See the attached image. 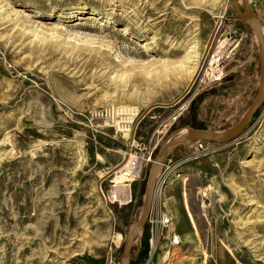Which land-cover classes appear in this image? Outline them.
Listing matches in <instances>:
<instances>
[{"label":"rangeland","instance_id":"374dc122","mask_svg":"<svg viewBox=\"0 0 264 264\" xmlns=\"http://www.w3.org/2000/svg\"><path fill=\"white\" fill-rule=\"evenodd\" d=\"M232 3L0 0V264H120L158 147L228 130L256 97L258 42ZM248 4L264 34V0ZM130 155L137 173H110ZM172 180L180 242L209 264H264V101L234 139L177 147L153 210ZM171 223L151 210L129 264Z\"/></svg>","mask_w":264,"mask_h":264},{"label":"water","instance_id":"95a60500","mask_svg":"<svg viewBox=\"0 0 264 264\" xmlns=\"http://www.w3.org/2000/svg\"><path fill=\"white\" fill-rule=\"evenodd\" d=\"M241 6L239 0H233L232 3V11L235 12V14L241 19L244 23L247 24L248 27L252 30L254 37L256 38V41L258 42V57H259V80H258V90L256 97L252 101V104L248 107V109L242 114L241 119L228 128V130L223 132H211L202 128H191L190 126H187L185 128H182L178 132L177 136H174L175 133L170 134V136L167 137V139L158 147L157 153L154 156L153 162L151 164V168L147 177V183L145 186L144 191V200L141 208V214L139 215V218L131 223L128 227V231L125 236L124 240V246L122 249L121 254V260L120 264H129L130 261V253L131 248L133 245V241L136 237V235L140 232V230L145 225L146 221L148 220L150 214H151V207L154 201V192L157 185V177L160 173V171L163 168L164 163L168 159L169 155L179 146H182L183 144H189L191 142L195 141H204V142H216V143H226L229 140L234 139L237 137L240 132L243 130V128L246 126V124L251 120V117L254 115V113L257 111V109L263 104L264 101V34L262 31V27L260 24L259 19L256 17V15L251 12L248 0H241ZM217 28L215 27L214 31L212 32L209 41L207 42V46L205 48V51L201 57V63L203 64L204 58L207 54V52L210 49L211 41L214 37V34L216 32ZM200 67L197 69V72L199 71ZM197 74V73H196ZM197 76V75H196ZM196 76L192 79L190 84L187 86V90L181 94L180 97H178L176 100H174L171 103L167 104H152L149 108H147L137 119V122L133 126L132 132H131V142L134 138V132L136 130V127L140 120L147 115L149 111L152 110V108L156 107H171L175 105L181 98L189 92L191 85L194 83ZM127 158L123 160V162L118 165L115 169L110 171V173L117 171L123 164L125 163ZM100 190V188H98ZM100 192V191H99ZM102 197V196H101ZM103 198V197H102ZM105 200V198H103ZM110 262V258L108 257V263Z\"/></svg>","mask_w":264,"mask_h":264},{"label":"crops","instance_id":"0c3cea01","mask_svg":"<svg viewBox=\"0 0 264 264\" xmlns=\"http://www.w3.org/2000/svg\"><path fill=\"white\" fill-rule=\"evenodd\" d=\"M169 161L172 162V159H169ZM153 202L155 205V197ZM152 208L153 206L151 207L152 212L155 211L157 214L161 212L169 214L172 219L171 227L166 231L158 230L155 235L149 233L148 230H146L144 234H141V242H144V246L145 244L148 245L144 247H148V256H146L147 258L144 262L141 258L142 255L136 256L130 264H141V261L143 264H209L206 259H203V255L197 252L193 245H188V238L185 237L182 240L183 242H180L182 243V248H180V250H178V244L175 245L171 241V234L174 233L177 235L173 180L169 188L163 190L161 194H159V199L156 201V208H154V210ZM186 219L189 225L195 226L194 224L196 221L192 213H188ZM195 237L197 239V236ZM198 260L201 262L199 263Z\"/></svg>","mask_w":264,"mask_h":264},{"label":"built area","instance_id":"2783aa9c","mask_svg":"<svg viewBox=\"0 0 264 264\" xmlns=\"http://www.w3.org/2000/svg\"><path fill=\"white\" fill-rule=\"evenodd\" d=\"M219 61V58H217V56H211V61H210V65L214 64L216 65V63ZM161 223L164 226H168L170 224V219L167 216H163L161 218ZM171 241L173 242V244L177 245L180 243L179 237L176 234H171Z\"/></svg>","mask_w":264,"mask_h":264},{"label":"bare ground","instance_id":"6f19581e","mask_svg":"<svg viewBox=\"0 0 264 264\" xmlns=\"http://www.w3.org/2000/svg\"><path fill=\"white\" fill-rule=\"evenodd\" d=\"M140 163V162H139ZM130 165H133V167H134V169L136 170L139 166H138V162H135V161H133V158H132V155H130L129 156V159H128V161H127V163L126 164H124L123 166L124 167H130ZM131 168V167H130ZM134 170V171H135ZM139 170H136V172H134V173H137Z\"/></svg>","mask_w":264,"mask_h":264}]
</instances>
